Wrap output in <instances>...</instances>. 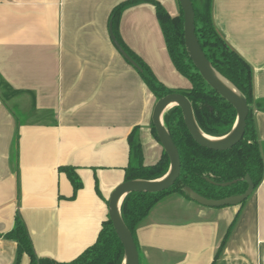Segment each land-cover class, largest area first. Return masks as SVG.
<instances>
[{
    "label": "crops",
    "instance_id": "1",
    "mask_svg": "<svg viewBox=\"0 0 264 264\" xmlns=\"http://www.w3.org/2000/svg\"><path fill=\"white\" fill-rule=\"evenodd\" d=\"M124 1L0 0V76L25 92L0 99V236L19 214L39 258L69 262L94 244L124 168L136 163L131 132L145 165L164 154L152 131L157 100L110 39L111 11ZM156 1L178 14L177 0ZM211 15L248 63L254 100L264 107V0H212ZM118 32L165 86L189 88L170 61L153 5L125 8ZM253 119L264 158V111ZM62 167L82 182L74 199ZM134 239L139 264H264V177L242 207L167 195ZM15 257V242L0 237V264Z\"/></svg>",
    "mask_w": 264,
    "mask_h": 264
},
{
    "label": "trees",
    "instance_id": "2",
    "mask_svg": "<svg viewBox=\"0 0 264 264\" xmlns=\"http://www.w3.org/2000/svg\"><path fill=\"white\" fill-rule=\"evenodd\" d=\"M191 1L195 14L196 37L206 59L221 76L242 93L251 109L246 120L243 138L238 144L225 151H213L198 145L190 136L179 107L175 106L164 113V125L179 153L180 175L173 186L165 191L134 192L125 197L120 212L133 238L135 229L147 217L150 209L167 195L179 194L189 199L186 189H190L206 199L220 200L243 194L247 189V176L254 186V191L264 177V158L253 119V112L264 111V107L254 100L250 67L242 57L227 46L215 28L211 15L212 0ZM140 2L153 5L170 61L176 72L188 81L189 88L173 90L165 86L149 66L121 39L118 23L122 11ZM110 22L116 40L137 64L138 69L133 68L156 100L171 93L182 94L190 101L196 123L202 132L212 137H222L230 132L236 119L235 110L206 84L188 58L184 45L183 13L180 7H178V14L171 16L156 0H127L112 9ZM23 93L25 92L14 90L0 76L2 101ZM18 116L22 117L19 114ZM152 131L158 139L154 127ZM134 133L131 132L129 135L128 144L136 163H129L124 168V182L149 181L163 177L169 168L167 155L164 153L156 163L145 165L140 144ZM17 140L18 135H16V143ZM61 171L66 173L72 184L74 194L71 199H74L77 191L82 188V182L73 168L62 167ZM96 192L99 193L97 187ZM244 202L240 204L241 207ZM0 237L15 242L14 264H20L24 255L29 258V264H122L124 257L123 246L108 218L102 223L94 244L69 262L37 257L27 226L19 214L15 217L13 228Z\"/></svg>",
    "mask_w": 264,
    "mask_h": 264
},
{
    "label": "water",
    "instance_id": "3",
    "mask_svg": "<svg viewBox=\"0 0 264 264\" xmlns=\"http://www.w3.org/2000/svg\"><path fill=\"white\" fill-rule=\"evenodd\" d=\"M183 13L184 21V45L188 58L206 82V84L216 92L221 98L227 101L235 110L236 119L230 132L222 137H212L198 127L192 105L182 94L171 93L158 99L152 112V123L156 131L164 153L169 159L167 173L156 180H130L118 185L108 199V219L121 242L124 250L122 264H139V256L133 235L125 226L121 217V204L125 197L131 193H159L173 186L180 175V157L163 122L164 113L177 106L181 109L184 124L192 139L201 147L213 151H225L243 138L246 120L250 112V107L246 98L227 79L221 76L206 59L195 33V14L191 0H177ZM110 39L119 54L135 69L137 64L128 56L122 46L116 40L112 31V23L109 24ZM169 105H172L168 108ZM247 189L241 195L231 196L220 200L206 199L190 189H186V194L193 202L208 208H223L239 206L246 201L254 191V186L250 178L246 177Z\"/></svg>",
    "mask_w": 264,
    "mask_h": 264
},
{
    "label": "rangeland",
    "instance_id": "4",
    "mask_svg": "<svg viewBox=\"0 0 264 264\" xmlns=\"http://www.w3.org/2000/svg\"><path fill=\"white\" fill-rule=\"evenodd\" d=\"M9 104H10V106H13V105H14V104H13L12 102H10V101H9Z\"/></svg>",
    "mask_w": 264,
    "mask_h": 264
},
{
    "label": "bare ground",
    "instance_id": "5",
    "mask_svg": "<svg viewBox=\"0 0 264 264\" xmlns=\"http://www.w3.org/2000/svg\"><path fill=\"white\" fill-rule=\"evenodd\" d=\"M170 106H172V105H169L168 108H169Z\"/></svg>",
    "mask_w": 264,
    "mask_h": 264
}]
</instances>
